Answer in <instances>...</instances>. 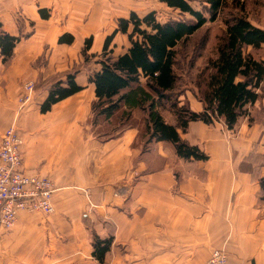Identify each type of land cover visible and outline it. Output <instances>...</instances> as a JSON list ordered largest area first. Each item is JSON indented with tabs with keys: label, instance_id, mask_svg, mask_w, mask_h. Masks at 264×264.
<instances>
[{
	"label": "crops",
	"instance_id": "obj_1",
	"mask_svg": "<svg viewBox=\"0 0 264 264\" xmlns=\"http://www.w3.org/2000/svg\"><path fill=\"white\" fill-rule=\"evenodd\" d=\"M134 2L0 0L1 29L19 37L6 63L0 56V135L14 125L23 169L55 187L51 213L20 211L0 234V264H100L95 236L111 239L103 264H206L215 248L230 264H264V119L256 114L263 109L252 111L256 103L250 120L240 118L233 129L222 121L188 123L181 138L206 159L180 158L168 141L144 146L139 122L112 136L96 130L114 116L93 114L89 75L118 19L143 10ZM87 38L94 57L84 61ZM128 46L116 31L112 54ZM67 73L81 89L40 111L50 86L65 84ZM26 81L34 90L17 111ZM187 104L202 110L196 98ZM137 112L143 122L138 108L122 119Z\"/></svg>",
	"mask_w": 264,
	"mask_h": 264
},
{
	"label": "trees",
	"instance_id": "obj_2",
	"mask_svg": "<svg viewBox=\"0 0 264 264\" xmlns=\"http://www.w3.org/2000/svg\"><path fill=\"white\" fill-rule=\"evenodd\" d=\"M161 1L182 14H189L192 19L161 22L154 10L143 16L131 11L127 18H119L116 30L106 37L96 59L99 69L89 75L96 97L92 112L109 119L123 104L128 110H121V117L138 108L144 113L143 131L139 132L144 146L168 141L180 158L206 159L197 145L181 138V133L186 132L190 121L206 124L222 121L227 129H233L240 118L250 120V107L264 99V59L253 55L248 48L259 49L264 45V28L250 21L245 0H200L203 10L195 9L191 0ZM229 6L234 11L224 19V37L216 47L215 56L208 58L191 80L203 106L201 111H193L178 99L176 47L206 22L214 21ZM116 31L127 35L129 46L114 56L109 45ZM71 39V36L59 37V41L70 42ZM18 41V36L2 30L0 24L3 63L11 58ZM90 44L91 38H87L81 49L84 61L94 57L87 53ZM65 77V84L58 81L50 86L40 111L49 110L53 103L81 89L74 81V73H67ZM165 110L172 114V122L162 114ZM260 182L264 197V177ZM110 242L108 238L93 237L92 255L100 264L104 262Z\"/></svg>",
	"mask_w": 264,
	"mask_h": 264
},
{
	"label": "rangeland",
	"instance_id": "obj_3",
	"mask_svg": "<svg viewBox=\"0 0 264 264\" xmlns=\"http://www.w3.org/2000/svg\"><path fill=\"white\" fill-rule=\"evenodd\" d=\"M136 5H140L143 9L138 11L139 16H143L150 10L155 11L157 20L163 22L170 19H192L189 14H182L178 9H172L166 5V3L161 0H134ZM200 0H191L190 3L195 9L203 10V4ZM246 12L250 21L262 28H264V0H245ZM234 11V9L229 6L227 9L223 10L219 17L214 21H208L198 30H196L187 39L180 42L177 47L176 55V65L175 72L179 78V88L176 90L179 95L180 103L188 102V98L198 99L196 97V88L191 82L193 75L196 74L199 68H202L208 58L215 56L216 47L221 43L224 37V19L227 17L228 13ZM248 50L257 57H264V45L259 49H253L251 47ZM100 56V55H99ZM264 99H260L256 102V107H252V111L257 108L263 109L257 112V119H264V108L262 106ZM203 108V106H202ZM167 121H171L173 116L168 111H163ZM142 113L137 112L132 114L129 120H124L121 117L120 112L115 114L110 120L105 122L99 121L96 130L106 131L108 135H114L116 132L125 128L126 125H136L138 122L140 134L143 131V125L141 117ZM141 122V123H140ZM99 131V130H98ZM141 140V139H140Z\"/></svg>",
	"mask_w": 264,
	"mask_h": 264
},
{
	"label": "built area",
	"instance_id": "obj_4",
	"mask_svg": "<svg viewBox=\"0 0 264 264\" xmlns=\"http://www.w3.org/2000/svg\"><path fill=\"white\" fill-rule=\"evenodd\" d=\"M34 84L26 81L18 96L17 111L30 99ZM22 137L14 125L6 127L0 135V234L14 225L20 211H53L52 194L55 187L51 180L38 173L23 169L21 154ZM206 264H230L226 253L213 249Z\"/></svg>",
	"mask_w": 264,
	"mask_h": 264
}]
</instances>
